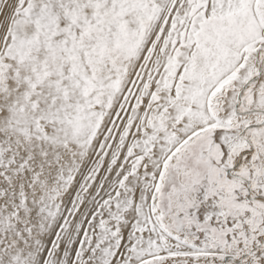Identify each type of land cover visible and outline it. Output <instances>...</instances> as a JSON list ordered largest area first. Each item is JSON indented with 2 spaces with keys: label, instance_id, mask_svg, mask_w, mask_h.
<instances>
[{
  "label": "snow or ice",
  "instance_id": "6c2138e0",
  "mask_svg": "<svg viewBox=\"0 0 264 264\" xmlns=\"http://www.w3.org/2000/svg\"><path fill=\"white\" fill-rule=\"evenodd\" d=\"M0 264H264V0H0Z\"/></svg>",
  "mask_w": 264,
  "mask_h": 264
}]
</instances>
